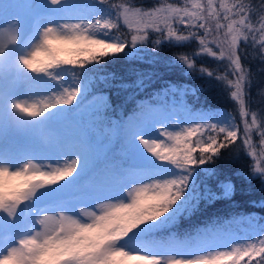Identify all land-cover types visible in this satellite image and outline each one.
<instances>
[{"label":"clouds","instance_id":"obj_1","mask_svg":"<svg viewBox=\"0 0 264 264\" xmlns=\"http://www.w3.org/2000/svg\"><path fill=\"white\" fill-rule=\"evenodd\" d=\"M57 2L52 0L53 5ZM66 3L72 7L71 11L64 13L58 10L59 18L38 17L37 22L41 25L38 31L0 49V63L10 61L13 71L8 82L11 93L0 97V132L22 136L33 129L32 114H26L19 105L41 99L39 95L30 94L35 81L53 72L58 74L60 70L66 74L73 70L80 72L88 65L104 62L105 57L82 55L104 41L87 35V30L81 27L87 18H82L84 11L76 6L78 0H66ZM210 4L211 0H207V4H201L198 11L207 26V37L213 28L216 32L211 42L217 45L219 53L206 50L224 60L226 71L234 77H217L218 82L227 86L224 91L233 102V108L227 111V121L234 125L236 133L232 142L237 139L238 129L234 121L238 113L245 135L251 137L253 131H259L264 144V0H222L221 11L227 13L226 24L220 23L219 12L208 11ZM110 6L109 0H105L104 7ZM221 29H224L223 35L220 34ZM208 30L212 31L209 33ZM9 31L14 34L15 27L5 29L6 33ZM250 39L254 42L253 47L259 46L255 69L242 65L237 54L240 41L248 42ZM113 55L116 54L107 57ZM207 76L213 77V71H207ZM76 91L73 89V97ZM52 96L54 103L55 94ZM251 103L258 107L252 109ZM41 143L47 145L48 138L42 136ZM151 154L162 158L170 156L155 151ZM34 164L30 158L20 159L14 164L0 161V215L11 220L21 208H28L33 209L32 215L36 220V228L31 234L17 235L8 241L9 252L13 248H22L23 255L19 259L0 260V264H242L247 246L264 241V232H261L252 239L212 250L208 245L200 244L191 245L183 253L154 250L138 229L144 225H155L167 216L182 195H176V190H180L178 184L174 189L170 181L148 175L128 184L121 197L96 201L92 207L95 210L77 207L74 212L35 211L38 197L57 181L51 172ZM183 239L192 241L195 238Z\"/></svg>","mask_w":264,"mask_h":264},{"label":"trees","instance_id":"obj_2","mask_svg":"<svg viewBox=\"0 0 264 264\" xmlns=\"http://www.w3.org/2000/svg\"><path fill=\"white\" fill-rule=\"evenodd\" d=\"M79 2L97 14L105 11L97 0ZM109 3H125L131 8L148 11L169 4L177 8L189 7L190 0H109ZM219 21L224 24L220 18ZM170 23L177 35L188 38L183 41L168 38L167 29L163 33L153 28L146 32H136L120 20L117 29L109 30V34L126 41L124 51L110 58L105 57L102 63H93L80 70L84 86L80 106L94 95L104 98L100 107L92 111L94 116L89 125L90 135H102L101 141L107 145L102 155V163L105 164L102 166L100 162L93 168L97 177L102 175L106 164L111 163L117 168L125 166L127 161L123 158V153L129 149L128 144L124 143L127 121L140 120L153 106L164 105L170 108L182 105L189 113L208 114H218L220 110L229 111L233 108V102L224 91L227 86L218 82L217 77H234L230 71H226L227 63L224 60L203 50L196 37L204 36V30L190 28L177 20ZM160 27L164 28L162 24ZM223 31L224 29L220 30L221 35ZM192 32L196 33V37L190 35ZM132 35L146 38L138 40L137 46L132 47ZM214 35L216 32L213 28L207 37V48L219 53L217 45L211 42ZM241 46L244 44L239 43L237 54L242 65L255 69L259 48ZM180 57L187 58L193 68L189 69L180 61ZM202 69L213 71V77L207 76V71H201ZM66 78L68 81L71 79L67 74ZM251 105L258 107L256 103ZM86 113L81 114L82 117ZM238 127L235 142L228 143L224 140V135L219 134L218 143H226L228 146L221 149L218 157L195 166L189 173L184 194L170 212L174 219L166 221L162 217L155 223V227L141 226L139 232L145 239L162 242L171 236L183 239L194 236L202 227L208 226L230 230L240 229L245 225L254 227L259 233L264 232V146L260 147L258 144L257 138L261 137L259 131L256 132L260 137L254 133L248 137L244 128ZM203 139L206 140L207 135ZM245 139L249 140L250 146L244 143ZM193 155L198 158L199 150Z\"/></svg>","mask_w":264,"mask_h":264},{"label":"snow or ice","instance_id":"obj_3","mask_svg":"<svg viewBox=\"0 0 264 264\" xmlns=\"http://www.w3.org/2000/svg\"><path fill=\"white\" fill-rule=\"evenodd\" d=\"M215 0H211L209 12H221L220 0L219 11L214 6ZM99 4H105V0H99ZM63 5V8H60ZM200 0H191V8H177L169 4L167 7L160 6L148 11H144L140 8H131L125 3L111 4L110 7H104L103 14H97L94 10L89 12H83L82 18H86L88 15L90 19H86V23L81 27L87 30V35L95 38L102 39L104 42L96 45L90 52L82 53L84 56L95 55L101 58L107 57L112 54L121 53L126 48V41L118 38H113L109 34V30L117 29L118 22L123 21L129 29H134L136 32H146L147 29L153 28L158 32L163 33L164 29H167V37L175 38L177 41L186 40L188 37L177 35L173 30L170 21L177 20L179 23H186L190 28H199L204 30V36L196 37V33L192 32L190 35L199 39V43L203 46V50L207 51V34L205 21L200 18L199 8L201 7ZM20 10L15 13L8 14L7 16H0V36L6 37V39H0V49L4 48L7 44L18 42L21 38V21L27 12H31L34 5L32 3H24L17 6ZM43 7L48 8L49 12L60 11L67 13L72 10V7L66 3V0H58L57 4L53 5L52 0H46V4ZM225 16L226 12L222 11ZM53 16V15H47ZM37 16L34 19L30 33H34L39 30L41 26L37 22ZM115 17V19H112ZM187 18V20H185ZM13 21L15 22L13 25ZM49 23L51 20L48 21ZM164 28H161L160 25ZM202 25H204L202 27ZM9 26L15 27V33L11 31L5 32V29ZM227 27V25H225ZM209 33L212 30H208ZM102 34L104 38H101L97 34ZM145 36L132 35L131 45L137 46V42L144 40ZM51 43V42H49ZM159 43V41H157ZM86 45H82L84 47ZM2 54V53H0ZM180 61L187 65L189 69L193 68V64L185 57H180ZM201 71H205L202 69ZM71 77L70 81H66L64 76H58L57 73H50L47 77L41 78L35 81L32 88V95H39L40 100L36 102H25L19 105V107L26 113L32 114L33 128H43L45 123L51 119L54 114H59L71 109H76L81 104V97L84 92V86L81 82L80 72L72 71L67 74ZM58 84L56 88L54 83ZM73 89H76V94L73 97ZM11 93V87L5 83L2 76H0V97L6 96ZM55 94V102L53 103V96ZM69 97H72L69 99ZM71 105V108L65 106ZM160 127H156L158 136H154L148 127L141 128L138 131H134L130 135V140L135 149L145 159L154 158L159 164H153L152 167L145 169L143 176L148 175L152 178L159 179L161 181L168 180L171 182V186L175 189V185L180 186V190H176L177 197L184 194L185 186L188 182V175H177L166 177L170 169L161 167L162 164H171L174 168L181 173H190L195 166L205 164L207 161L212 160L214 157H218L221 149L228 146L226 143H218L217 136L219 134L224 135V140L228 143H232L233 137L236 133L233 131L234 125H230L228 121L226 123H189L188 127H178V131H170L169 127L164 123L159 122ZM175 127V126H173ZM211 133H216L215 135ZM207 135V139L203 137ZM196 137V139H193ZM244 143L250 146L249 140L245 139ZM151 150V151H149ZM199 150V157H195L193 153ZM152 151L157 153L170 154L168 158H162L159 155L153 156ZM254 155V153H253ZM30 158L35 164L34 166H44V161H49L48 172H51L55 177L57 183L50 185L47 189L41 193L37 202L41 199L43 194H54L59 190H63L66 187L72 186L77 177L80 175V169L85 166L86 161L79 151L69 150L67 152L58 155H46L41 152H21L17 154H0V161H4L10 164L16 163L20 159ZM61 161L63 163L61 164ZM58 165L52 167L51 165ZM70 177V178H69ZM61 181H63L61 183ZM182 190V191H181ZM123 194V193H122ZM103 198V199H117L119 197ZM100 199V200H103ZM181 199H179L180 201ZM98 201V200H97ZM95 203V202H94ZM91 205H77L70 206L63 200H54L51 203L38 204V208L35 211L47 212L61 210L66 212H74L77 207H84L85 209L92 208ZM177 205V203H176ZM143 206V205H141ZM173 210V209H172ZM33 209L21 208L19 213L14 216L13 219H9L7 216L0 215V260L19 259L23 253L22 248H13L8 251L10 245L9 240H12L17 235L31 234L32 230L36 228V220L32 215ZM145 219H149L146 217ZM166 221L174 219V216L168 213L165 216ZM44 221L41 220V224ZM155 227L156 225H150ZM247 258V260H245ZM258 258V259H256ZM264 264V241L257 244H249L244 250L243 264Z\"/></svg>","mask_w":264,"mask_h":264},{"label":"rangeland","instance_id":"obj_4","mask_svg":"<svg viewBox=\"0 0 264 264\" xmlns=\"http://www.w3.org/2000/svg\"><path fill=\"white\" fill-rule=\"evenodd\" d=\"M229 2H231V0H229ZM24 3H32L34 7L31 12L25 13L21 21V40H23V38L31 30L34 19L37 16L53 15L57 18L60 17L58 11L50 13L48 8L43 7V5L46 4V0H0V16H7L8 14L15 13L20 10L17 6ZM200 3L202 5H206L207 0H200ZM219 5L220 0H215L214 6L218 11L220 10ZM76 6L84 12H89L90 10V8L83 7L79 0ZM188 8H191V0ZM86 18L90 19L91 16L88 15ZM219 18L224 22V24H226L222 11L220 12ZM97 35L104 38L102 34L98 33ZM110 36L117 38L114 35ZM0 39H6V37L0 36ZM240 43L244 44V46H241L242 48L246 45H250L252 48H259L258 45L253 47L254 42L251 41V39L248 42L241 40ZM58 74L64 76L65 80L68 81L65 71L60 70ZM12 75L13 71L11 68V62L6 61L4 63H0V76H2L6 84H8ZM54 86L56 88L59 87V85L55 83ZM21 92H23V89H21ZM103 102V97L94 95L91 99L85 101L81 106L74 110L71 109L59 114H54L51 119L45 123L43 128H33L22 136H11L0 132V154H17L31 151L41 152L46 155H58L72 150L79 151L84 157L86 163L85 166L80 169V175L77 177L76 182L72 186L59 190L54 194H43L41 199L37 202L38 204L42 205L51 203L54 200H63L70 206L74 207L77 205H91L97 200L103 198L120 196L128 184L142 178L145 169L152 167L153 164H159V162L155 161L154 158H143L135 149L130 140V135L134 131H138L147 126L148 130H150L154 136H158L159 133L156 132V127H160L159 122H162L165 126L169 127L170 131H178V127L186 128L189 123H226L228 120V114L225 110H220L218 114L199 112L189 113L183 109L182 105H173L170 108H167L164 105L153 106L148 113L142 115L140 120L129 119L127 121L125 132L126 142L124 143L127 144L128 142V145L131 148L127 151L124 150L123 158L127 161L128 165L124 168L117 169L114 168L111 163L106 164L104 166L103 176L100 179H97L96 177H91L93 168L96 167L98 163H102V155L107 149V145L102 143V135H90L89 125H91L94 116L91 114L92 111L100 107ZM250 106L252 109H256L255 106ZM65 107L71 108L72 106L67 105ZM84 113H86V116L82 117L81 114ZM77 118L78 120H76ZM234 123L237 129L239 128L238 126H240V128H244L243 121L239 117L238 113L235 114ZM252 133L257 135L256 131H253ZM42 136H46L48 138L49 143L47 145L41 143ZM257 137H260V135H257ZM194 138L195 137H193V139ZM257 140L259 141L258 144L260 147L264 146V144L261 143V137L257 138ZM262 150L264 152V149ZM127 153L129 154L127 155ZM49 163V161H44L45 170H48ZM62 163L63 161H61V164ZM104 164L105 163H102V166ZM51 166L56 167L58 165L52 164ZM160 166L170 169L167 176L162 178L177 175L189 176V173H181L171 164H162ZM62 182L63 181H61V183ZM87 210L95 209L90 208ZM139 231L140 229H138V232ZM259 234V231L255 230L254 227H248L245 225H242L240 229L237 228L230 230H223L208 226L202 227L199 232L195 233L194 236H192L195 239L192 241H184L182 238L180 239L175 236H171L165 242L160 240L150 241L148 239H145V242L158 252L164 250H177L183 253L188 247L194 244L208 245L209 250H212L216 247H227L232 242L252 239L254 236Z\"/></svg>","mask_w":264,"mask_h":264}]
</instances>
